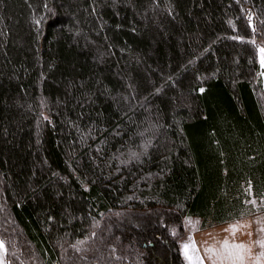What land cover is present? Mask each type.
<instances>
[{"label": "trees", "instance_id": "1", "mask_svg": "<svg viewBox=\"0 0 264 264\" xmlns=\"http://www.w3.org/2000/svg\"><path fill=\"white\" fill-rule=\"evenodd\" d=\"M255 38L264 0H0L6 263L184 264V217L250 215Z\"/></svg>", "mask_w": 264, "mask_h": 264}, {"label": "crops", "instance_id": "2", "mask_svg": "<svg viewBox=\"0 0 264 264\" xmlns=\"http://www.w3.org/2000/svg\"><path fill=\"white\" fill-rule=\"evenodd\" d=\"M188 220L190 221L185 223L183 219L184 234L179 240L184 264H187L188 259L183 246L189 239L192 264H264V247L256 243L264 240V232L261 231L264 229V207L248 216L212 226L202 227V220L198 217ZM231 226H237L234 233L230 230ZM225 241L228 242L227 247L224 246ZM236 244H243L245 247H232Z\"/></svg>", "mask_w": 264, "mask_h": 264}, {"label": "rangeland", "instance_id": "3", "mask_svg": "<svg viewBox=\"0 0 264 264\" xmlns=\"http://www.w3.org/2000/svg\"><path fill=\"white\" fill-rule=\"evenodd\" d=\"M255 38V42H256V46L258 47L257 48V54H258V60H259V64H260V73H261V80H262V84H263V90H264V64H262V56H264V54L261 53V49L264 48V44L262 43L261 40H258ZM264 93V91H263ZM263 98V101H264V96L262 97ZM264 198L261 200V199H256L254 197H251L248 201V206H247V211L249 212V214H252L254 213L255 211H257V209H260L264 206ZM189 218L191 217H185L184 218V221L185 223H188L190 220H188ZM209 221H207L208 223ZM184 234V232H183ZM183 237V236H182ZM186 242V241H185ZM187 245H189L188 249H187V255L185 254L186 256V259L187 260V264H192L193 263V258L192 257H189V253H190V239L188 240V243ZM184 250V253H185V249L183 248ZM0 264H7L6 263V260H5V245L4 243L2 242V240L0 239Z\"/></svg>", "mask_w": 264, "mask_h": 264}, {"label": "snow or ice", "instance_id": "4", "mask_svg": "<svg viewBox=\"0 0 264 264\" xmlns=\"http://www.w3.org/2000/svg\"><path fill=\"white\" fill-rule=\"evenodd\" d=\"M260 51L262 54H264V48H262ZM262 64H264V56H262ZM201 91H203V90H201ZM236 227L237 226H231L230 230L233 231V233H234L236 230ZM261 231L264 232V229H261ZM256 243H258L261 247H264V240H258V241H256ZM224 246L225 247L228 246L227 241L224 242ZM183 247L185 249V254L187 255V249H188L189 245L185 244ZM232 247L237 248V249H243L245 246L243 244H236V245H233ZM208 251H212V249H208ZM262 255H264V254H262Z\"/></svg>", "mask_w": 264, "mask_h": 264}]
</instances>
